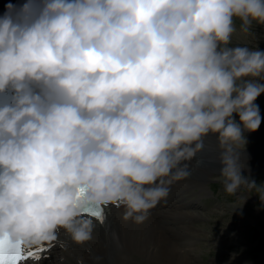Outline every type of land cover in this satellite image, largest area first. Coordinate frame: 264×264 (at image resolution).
<instances>
[{"label": "clouds", "instance_id": "obj_1", "mask_svg": "<svg viewBox=\"0 0 264 264\" xmlns=\"http://www.w3.org/2000/svg\"><path fill=\"white\" fill-rule=\"evenodd\" d=\"M264 0H26L0 16V239L92 238L91 207L143 223L215 136L224 191L262 117L264 50L229 47ZM239 118V120L236 119ZM243 146V147H242ZM247 200V199H245ZM244 200V201H245Z\"/></svg>", "mask_w": 264, "mask_h": 264}, {"label": "rangeland", "instance_id": "obj_2", "mask_svg": "<svg viewBox=\"0 0 264 264\" xmlns=\"http://www.w3.org/2000/svg\"><path fill=\"white\" fill-rule=\"evenodd\" d=\"M235 27L229 47L244 46L264 50V25L253 23L248 31H242L240 21L237 20ZM256 104L259 105L262 117L261 125L254 132H243L245 144L240 152L244 155H252L251 149L257 146L261 149L264 145V94L258 97ZM236 119L239 120L238 117ZM250 136L254 140L251 148L247 140ZM214 151L213 147L204 146V155L200 159L215 160L218 154L216 158L212 157L216 154ZM259 153L264 155V150ZM260 160L254 165L246 162L242 174L251 176L258 187L264 189V157ZM201 171L196 166L194 176L183 180H188L187 199L191 201L184 209L189 211L185 212L189 215L186 216L185 224L193 236L189 237V246L180 252L187 260L177 264H264V204L259 201L255 189L252 192L241 190L236 195H228L220 180L219 169L208 176ZM52 251L49 253L53 256H48L50 260L41 261V264H61L63 257L60 247L56 245ZM70 259L71 262L75 260ZM131 263L159 264L162 261L145 252L129 251L123 258V264Z\"/></svg>", "mask_w": 264, "mask_h": 264}, {"label": "bare ground", "instance_id": "obj_3", "mask_svg": "<svg viewBox=\"0 0 264 264\" xmlns=\"http://www.w3.org/2000/svg\"><path fill=\"white\" fill-rule=\"evenodd\" d=\"M11 2L12 0H0V14L8 8ZM251 138L253 137L250 136L247 139L248 146L254 141ZM204 144L213 147L216 154H213L212 157L216 158L218 148L215 136L209 135L206 137ZM262 146L261 149H258V146L251 149L252 155L247 153L244 155L240 152L242 162L244 164L246 162L252 165L258 164V159L264 157L263 154L259 153L264 150V145L262 144ZM203 155V151L199 152L191 161L186 162L190 172L187 178L191 175L194 176L193 171L196 166L201 168V173L203 172L205 176L220 169L218 158L215 160H202L200 158ZM183 180L176 181L170 186L167 198L160 201L149 211L148 217L143 223L137 224L132 221H124L122 219L124 209L109 205L104 207L102 222L95 217L84 216L92 219L95 225L90 240L82 244L76 243L70 235L60 230L55 241L33 246L58 244L57 246H61L63 257L61 264H123V258L127 256L129 251L145 252L151 257L156 256L162 261L159 264L184 262L187 258L180 252L184 251L187 245L189 246V237L193 234H190L188 225L185 224L186 216H189L185 212L189 211L184 209L191 201L187 199L189 186L186 181L188 180ZM238 211L240 212V209ZM37 255H39L37 261L28 260L25 264H41V261H48V258H44L40 254ZM70 257L75 259L74 262L70 261Z\"/></svg>", "mask_w": 264, "mask_h": 264}, {"label": "snow or ice", "instance_id": "obj_4", "mask_svg": "<svg viewBox=\"0 0 264 264\" xmlns=\"http://www.w3.org/2000/svg\"><path fill=\"white\" fill-rule=\"evenodd\" d=\"M88 210L85 209L83 212ZM82 212V213H83ZM97 219L101 222L103 221L102 210L100 213H93ZM35 255V252H28L26 255L23 252V244L19 242L13 243L7 238L0 239V264H9V261H12V264H20L21 259H29Z\"/></svg>", "mask_w": 264, "mask_h": 264}]
</instances>
